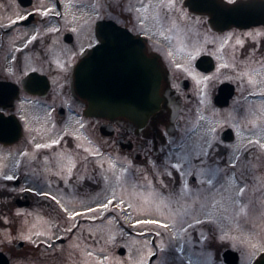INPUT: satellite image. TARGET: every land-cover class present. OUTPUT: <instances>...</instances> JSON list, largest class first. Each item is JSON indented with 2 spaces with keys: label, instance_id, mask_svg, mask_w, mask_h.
I'll use <instances>...</instances> for the list:
<instances>
[{
  "label": "flooded vegetation",
  "instance_id": "obj_1",
  "mask_svg": "<svg viewBox=\"0 0 264 264\" xmlns=\"http://www.w3.org/2000/svg\"><path fill=\"white\" fill-rule=\"evenodd\" d=\"M28 1L0 0V108H3L6 116H13L22 125V135L17 141L9 144L0 141V146L10 152L12 179L7 182L11 186L8 197L11 203L19 208H29L32 204L51 205L57 216L60 213L61 216L71 217L74 212H70L66 202L54 190L38 191L32 186L39 184L42 187L69 189V185L64 184V176L54 169L60 166L63 159L68 163L73 161L82 171L85 163L91 169L102 156L117 159V156L127 155L137 165L132 171L137 173L136 176L143 175V182L147 183L145 178L148 174L154 185L156 183V220L169 227H156L154 251L149 252L146 248L132 250L135 259L132 262L123 261V264L260 262L264 247H242L239 231L242 221L264 219V170L261 165L252 167L238 163L245 159L247 163L252 157H259L264 154V149L254 148L252 138L247 137L249 134L244 123L241 126L245 132L242 140H250L242 147L232 149L230 144L239 139L238 130L233 114L225 115L224 110L233 104L246 107L252 103L264 107V24L216 31L207 21V30L218 36L216 52L212 42L191 36L192 19L200 15L193 14L184 4L185 0H74L77 6L87 2L90 15L89 20L82 24L66 30L59 28L61 45L70 48L67 53L69 62L65 61L64 64L67 68H61L64 65L59 67L50 59L48 41L40 42L41 38L37 37L34 42H23L24 39L18 42L16 39L19 28L29 29L34 22L44 20L39 16V11L33 9L36 0H30L29 4ZM66 1L63 0L64 3ZM16 5L27 10V19H17L15 14L6 18L2 14L6 9L15 10ZM56 8L61 12L62 0H56ZM30 13L34 16H29ZM203 17L207 20V17ZM29 19H32L29 23H21ZM102 20L113 21L129 31L134 40L142 44L146 56L156 60L158 73L162 72L163 107L142 128L125 118L112 119L91 113L89 101L73 90L74 66L86 51L101 43L97 26ZM13 21L17 23L13 24ZM27 54L36 58L34 64L25 63L23 58ZM185 61L187 69L182 68ZM56 73L61 75V83L59 80L53 86ZM198 75L202 76L200 91L194 84ZM53 88H56L55 94ZM37 90L45 94L41 95ZM225 95L229 96L228 103L222 105ZM34 102H42L49 107L50 118L57 126L76 120L79 134L99 151L85 154V151H81L82 146L77 144L76 137L64 133L59 145H64L68 140L67 147H55L52 151L45 150V147L40 149L43 152L38 153L40 157L44 152L52 153L48 155L50 169L46 177L37 175L38 171L33 170L31 164L30 139L23 127L27 122V108ZM201 106L204 109L202 125L198 122L200 119L194 116ZM223 118L228 122L221 123ZM198 124L207 131L208 137L190 138L192 132L199 129L196 128ZM228 129L232 130L229 134ZM150 132L154 134L152 142ZM186 142L185 148H181ZM73 146H77L74 149L84 153V156L80 152L79 156L78 152L70 151ZM178 151L193 153L190 155L192 158L186 161L189 163L187 170L181 171L174 164L172 157ZM224 156L236 157L235 165L225 169V160H218ZM199 157L205 159L201 165L198 163ZM37 160L40 162L39 157ZM90 173L91 170L84 173L83 184L92 182ZM79 189L84 191V186ZM91 192H85L88 198H91ZM83 198L87 199V196ZM243 202L249 206L243 211L236 209ZM224 204H227L228 211L222 208ZM255 207L256 211L250 212ZM94 214L98 215L97 212H90L75 219L86 221L89 219L86 216ZM101 214L108 216L105 212ZM71 236L72 233L69 238H63L62 246L52 244L53 241L43 246L46 264H52L48 260L54 257L56 264H115L114 254L128 255L127 249L120 247L96 250L65 245ZM19 242H16L14 251L2 250L8 255L9 264L12 258H20L23 261L20 264H31L34 247L22 248L25 243L23 241V245L19 246ZM123 249L125 251L121 253ZM98 253H106L99 263Z\"/></svg>",
  "mask_w": 264,
  "mask_h": 264
},
{
  "label": "rangeland",
  "instance_id": "obj_2",
  "mask_svg": "<svg viewBox=\"0 0 264 264\" xmlns=\"http://www.w3.org/2000/svg\"><path fill=\"white\" fill-rule=\"evenodd\" d=\"M62 3L63 8L61 12H59L56 8V0H36L33 9H37L39 11V16L43 17L44 20L40 19L34 22L29 29L26 28L27 30L25 28H19L16 31V39L18 42L23 39V42H34L35 40L32 39L33 37L41 38L40 42L48 41L50 59L55 62V64L59 65V67L63 66L65 61L69 62L67 53L70 49L68 46L61 45V41L58 39V35L60 34L59 28L62 27L64 28L63 30H66L76 26V24L78 25V23L82 24L83 21L89 20L90 15V8L87 2H81L80 6L74 4V0H67L65 3L62 0ZM26 12L27 10L21 9L16 5L15 10L6 9V12H2V14L6 15V18L15 14V17L19 19V17L25 16ZM191 25V36L207 39L205 41L212 42V48H214V51L218 52L216 46L218 36L207 30V20L203 16H199L192 19ZM59 37L61 38V35H59ZM23 59L25 63L32 65L35 63L36 58L33 55L27 54ZM182 63V68L187 69V61ZM55 64H53L54 67L56 66ZM65 67L66 65L61 68ZM185 77L186 76L183 78ZM188 78L191 77L189 76ZM195 78L197 80L194 81V84L197 90L200 91L202 89V76L198 75ZM58 81L61 83V75L56 73L54 83H52L53 86H55ZM53 92V94L56 93V88H53ZM203 110V106H201V108L195 111L194 115L195 118L200 119L198 122L201 125L204 116V114L202 115ZM224 113L225 115L233 114V117H235V126H237L238 130L237 136L239 139L230 144L232 149L240 148L242 147L241 145L248 143L250 140H242L244 137L243 135H245V132L241 129L242 123L247 126L246 132L249 134L247 137L252 138V145H254V148L264 149V107L256 106L252 103L247 104L246 107H236L233 104L232 107L230 106L228 109L224 110ZM25 116L27 122H25L23 127L24 131L27 132V137L30 139L32 153L31 164L33 165V170L36 169L38 171L37 175L45 176L47 174V171L50 169L48 168V165H50L48 155L52 152H44L42 157H40L38 153H43L40 151L43 147L37 148L36 145H47L45 150L51 151L55 147H58L57 149H60L59 147H67L66 145L69 143L68 140H66L64 145H59V141L64 133H69L71 136L76 137L77 144L82 146L81 151H85V154L95 153L97 150L99 151L98 148L89 144L88 141L79 134L77 124H75L77 123L76 120L64 124L63 126H57L52 118H50L49 107L42 102L32 103V105L27 108ZM230 117L232 116H229V118ZM220 122L223 123L228 121L223 118ZM230 123H232V120ZM201 125L198 124L196 128L199 129L194 130L190 138L200 139L201 137H208L206 134L207 131L201 128ZM210 127L211 126L208 127L209 130L206 128L209 132L211 131ZM151 137H154L153 132L149 134L150 141L152 142ZM146 138H148V136H146ZM186 145L187 142L184 143L181 148H185ZM74 147L77 146L71 147L70 151H76L80 156L82 152L75 150ZM4 149V147L0 146V250H4L5 252L14 251L16 249V242L24 241L25 245L22 248H27L28 246L34 247L32 248L33 254L31 257V264H46V260L43 257L45 256L43 246L45 244L49 245L51 241L57 240L58 237L69 238L68 236L70 233H72V236L65 243V245L68 246L72 244L77 246V248H96V250H99V248L110 249L124 246L127 249L128 255L125 257L120 254L115 256L114 254L113 260L116 261L115 264H123V261L128 260L132 262L136 256L135 253H132L134 250H139L141 248H146L149 252L155 250L153 249L155 248L153 241H156V226L141 224L138 227H134V225L137 220H156L155 196L158 197L155 187L156 183L154 185L152 178H150L148 174L145 178L147 183L143 182V175L136 176L137 173L132 171H135L134 169L137 165L135 162H132L129 156L120 155L117 156V159L102 156L95 161V167L90 169L89 165L85 163L86 165L84 164L85 166L83 165L81 167L82 171L78 168L77 164H73V161H69L68 163V160L64 162L63 159L60 166L54 169L58 170V172L64 176V184L69 185V189L66 190L65 187H42L39 184L32 186L37 188L38 191L54 190L55 193L66 202L70 212H85L83 211L84 209L89 207L97 208L99 205L112 199L120 202L119 204L109 206L107 209H100V211L97 212L98 215L94 214V216L92 215L93 217L86 216L89 219L81 222L78 221V219L61 216L60 213L57 216L55 208L51 205L37 204V206L36 204H32L28 206L29 208H19L16 204H12L11 198H8L11 186L7 182L8 177H12V165L9 161L10 152ZM191 154L193 153L185 151L176 152L172 159L178 169L181 171L187 170L189 163L186 161L191 157ZM36 156L39 157L40 162L37 160ZM82 156H84V153H82ZM219 159L225 160V169L227 166L235 165L236 162V157L234 156H224L219 157L218 160ZM214 160H216V157ZM246 160L247 159H245V161ZM149 161L153 164L152 160ZM245 161H241L238 164H246L252 167L261 165L258 157H252L247 163ZM203 162H205V159L199 157L198 163L201 165ZM90 170L92 182L83 184L84 173L86 174V172ZM69 180L71 183H69ZM232 180H235L234 177ZM83 186L84 191H81L79 188ZM88 190L92 191L90 193L91 198H88V195L85 194ZM84 196H87V199H84ZM236 206L237 205H235V207ZM248 206L249 204L246 205L243 202L240 206H237L236 209L240 208L241 211H243ZM222 208L228 211L227 204H224ZM255 211L256 207L254 211L250 212L254 213ZM103 212L108 213V216H102L101 213ZM78 224L79 226L77 227ZM241 224L242 226L239 231L241 246H247V248L264 247V219H248L247 221H242ZM70 228L72 231H68ZM152 230L155 233H153ZM84 233H87L90 237L83 235ZM57 245L62 246L64 244L60 242ZM23 251L24 250L21 252L23 253ZM97 256V263H99L101 260H104L106 253H98ZM56 260L57 259L54 257L48 261L49 263L56 264ZM20 262H23L20 258H12L11 264H20Z\"/></svg>",
  "mask_w": 264,
  "mask_h": 264
},
{
  "label": "water",
  "instance_id": "obj_3",
  "mask_svg": "<svg viewBox=\"0 0 264 264\" xmlns=\"http://www.w3.org/2000/svg\"><path fill=\"white\" fill-rule=\"evenodd\" d=\"M184 4L193 14L207 17L209 26L216 31L264 24V0H235L234 3L227 0H185ZM97 29L101 43L86 51L76 62L73 90L89 101L91 113L112 119L125 118L142 128L163 107L162 72L158 73L156 60L146 56L142 44H138L126 29L109 20L98 22ZM228 95H225L222 105L228 103ZM230 132L232 130L228 129L227 133ZM21 135L20 122L13 116H0L1 142L14 143ZM62 241L64 239L60 238L52 244ZM18 245H23V241ZM0 264H9L8 255L2 250ZM259 264H264V259Z\"/></svg>",
  "mask_w": 264,
  "mask_h": 264
},
{
  "label": "snow or ice",
  "instance_id": "obj_4",
  "mask_svg": "<svg viewBox=\"0 0 264 264\" xmlns=\"http://www.w3.org/2000/svg\"><path fill=\"white\" fill-rule=\"evenodd\" d=\"M228 3H234L235 0H227ZM47 14V13H45ZM32 15L31 13L29 14V16ZM28 16H21L19 17V19H27ZM17 23V21H13V24ZM33 40L36 39L35 37L32 38ZM177 67H179V65H177ZM4 114V110L3 108H0V116H3ZM37 148H41V147H47V145H40V144H37L36 145ZM258 159L260 160L261 162V165H262V170H264V154H261ZM8 179H12V177H8ZM53 200H55V197H52ZM120 202L119 201H114V200H108L106 201L105 203L99 205L97 208H87L85 212H74L72 214V216L70 217L71 219H75V217L77 216H84L86 215L87 213H90V212H98L100 211V209H107L109 206L111 205H115V204H119ZM66 211V209L64 210ZM155 225L157 228L159 227H163V228H167L169 227L167 224H161L158 220H155V219H143V220H137L136 224L134 225V227H138L139 225ZM79 225H77L78 227ZM211 230V229H209ZM68 231H72V229H68ZM159 234V233H157ZM260 259H264V256H262ZM257 264H259V262H257Z\"/></svg>",
  "mask_w": 264,
  "mask_h": 264
}]
</instances>
